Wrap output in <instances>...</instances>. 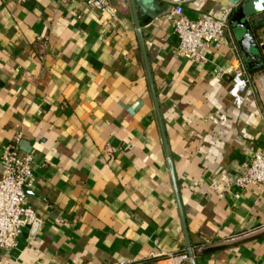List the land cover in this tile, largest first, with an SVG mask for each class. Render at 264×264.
I'll return each instance as SVG.
<instances>
[{"label": "crops", "instance_id": "0c3cea01", "mask_svg": "<svg viewBox=\"0 0 264 264\" xmlns=\"http://www.w3.org/2000/svg\"><path fill=\"white\" fill-rule=\"evenodd\" d=\"M177 1L133 0L181 206L132 0H109L116 16L81 0H0V146L19 132L31 153L25 201L38 222L0 247V264H166L189 246L195 264H264V184L211 188L264 144V110L253 94L233 104L227 67H262L230 22L236 49L228 37L205 62L178 55ZM181 1L197 18L235 0Z\"/></svg>", "mask_w": 264, "mask_h": 264}, {"label": "built area", "instance_id": "2783aa9c", "mask_svg": "<svg viewBox=\"0 0 264 264\" xmlns=\"http://www.w3.org/2000/svg\"><path fill=\"white\" fill-rule=\"evenodd\" d=\"M244 0H235L224 6L218 14L204 13L197 18L187 16L183 11V4L178 0L170 9L172 27L178 37L176 53L193 63L208 60V51L218 49L231 38L232 47L236 44L229 30V17L235 8ZM84 5L100 12L116 16L117 8L109 0H81ZM261 39H259L260 41ZM261 51L264 54V40H261ZM232 72L228 93L235 106H241L249 95L253 93V75L246 64L239 58L234 65L227 67ZM261 80L264 77L262 67ZM20 133L16 132L11 141L0 146V247L8 248L16 245V237L22 227L37 220L35 212L25 201V188L32 180L31 153H20L18 141ZM115 147L107 144V154L114 153ZM264 184V144L253 149L252 155L242 163V170L232 179L224 182L223 186L213 182L211 188L222 194L232 185L247 188L249 185ZM244 232L231 234L227 240H233ZM203 244L195 246L201 249ZM166 264H190V255L186 250L180 252H164ZM4 264H12L6 260Z\"/></svg>", "mask_w": 264, "mask_h": 264}, {"label": "water", "instance_id": "95a60500", "mask_svg": "<svg viewBox=\"0 0 264 264\" xmlns=\"http://www.w3.org/2000/svg\"><path fill=\"white\" fill-rule=\"evenodd\" d=\"M131 5H132V12H133L135 25L137 28V34H138L139 42H140V45H141V48L143 51V57H144L145 67H146L148 80L150 83L151 92H152V96H153L154 107H155L156 115L158 118L159 126L161 128V134H162V138H163L165 153L167 155V162H168V166H169V170H170V174H171V178H172V182H173V187L175 190L177 202H178L179 206H181L179 194H178V188H177L175 175H174V171H173V166H172L171 159L169 157V150H168V146H167V140L165 137V132L163 129V123H162V119H161L159 105H158V101H157V97H156V93H155V89H154V85H153V80H152V76H151V72H150V68H149V64H148V60H147V56H146V52H145V48H144V44H143V37H142L141 29H140V24L138 21L137 9H136V6H135L133 0H132ZM259 18H262V21H258L256 23H254V25H252L253 27H257V26H261V25L264 26V20H263V18H264V0H244L235 8L233 13L229 17V22L231 23V26L236 28L239 31V33H237L238 36L236 39H237V42L239 44L240 50L243 54V57H244L245 61L247 62V64L252 68L253 67L254 68L261 67L264 64V59H263L262 54H260V52H252L250 50V47L255 45L256 40H257V37H255V34L252 32V27L250 26V22H253ZM180 213H181L182 221L184 224V218H183V213H182L181 208H180ZM37 223H38L37 220H34L32 222L31 230H33L36 227ZM185 232H186V229H185ZM188 253L191 256L190 257V263L195 264L194 258L192 256V250H191L190 246L188 248Z\"/></svg>", "mask_w": 264, "mask_h": 264}, {"label": "rangeland", "instance_id": "374dc122", "mask_svg": "<svg viewBox=\"0 0 264 264\" xmlns=\"http://www.w3.org/2000/svg\"><path fill=\"white\" fill-rule=\"evenodd\" d=\"M233 32L237 38V33H239V31L233 27ZM257 34L259 39L264 40V30L262 29V27H260L259 29H257ZM261 40L259 41L258 39L256 40L255 45L250 47V50L252 52H260L261 51ZM263 70H259L256 73H254L253 75V81H252V88H253V95L254 97H256L260 103V106L263 108L264 110V86L261 83V74H262ZM251 94V95H252Z\"/></svg>", "mask_w": 264, "mask_h": 264}, {"label": "flooded vegetation", "instance_id": "af4514ba", "mask_svg": "<svg viewBox=\"0 0 264 264\" xmlns=\"http://www.w3.org/2000/svg\"><path fill=\"white\" fill-rule=\"evenodd\" d=\"M263 20H264V18H263ZM259 20L258 19H256L255 21H253V22H250V26L252 27V32L255 34V37H257V39L259 38L258 37V34H257V29H259L261 26H257V27H253L252 25H254V23H256V22H258Z\"/></svg>", "mask_w": 264, "mask_h": 264}, {"label": "bare ground", "instance_id": "6f19581e", "mask_svg": "<svg viewBox=\"0 0 264 264\" xmlns=\"http://www.w3.org/2000/svg\"><path fill=\"white\" fill-rule=\"evenodd\" d=\"M262 85L264 86V77L262 78V81H261Z\"/></svg>", "mask_w": 264, "mask_h": 264}, {"label": "trees", "instance_id": "16d2710c", "mask_svg": "<svg viewBox=\"0 0 264 264\" xmlns=\"http://www.w3.org/2000/svg\"><path fill=\"white\" fill-rule=\"evenodd\" d=\"M261 67H264V64Z\"/></svg>", "mask_w": 264, "mask_h": 264}]
</instances>
